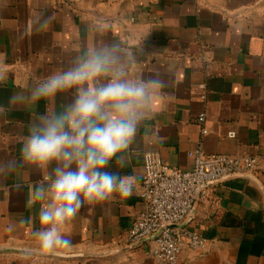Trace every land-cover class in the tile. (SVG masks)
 I'll return each mask as SVG.
<instances>
[{
  "label": "crops",
  "instance_id": "obj_1",
  "mask_svg": "<svg viewBox=\"0 0 264 264\" xmlns=\"http://www.w3.org/2000/svg\"><path fill=\"white\" fill-rule=\"evenodd\" d=\"M85 39L98 48L116 44L129 58L130 77L165 82L156 118L133 145L140 178L131 195L117 194L91 213L82 209L68 222L63 234L71 248L54 256L0 252V264H155L145 254L148 243L122 244L145 210L147 158L186 170L198 146L205 155L251 156L257 164L212 186L215 199L198 203L179 225L210 243L202 256L183 253L182 262L264 264V0H0V161L18 155L31 119L27 107H8V97L72 63L73 44ZM39 179L0 172V246L36 249L31 228L6 226L35 214L26 202Z\"/></svg>",
  "mask_w": 264,
  "mask_h": 264
},
{
  "label": "clouds",
  "instance_id": "obj_2",
  "mask_svg": "<svg viewBox=\"0 0 264 264\" xmlns=\"http://www.w3.org/2000/svg\"><path fill=\"white\" fill-rule=\"evenodd\" d=\"M72 47V63L7 100L8 107H27L31 119L18 155L0 161V172L40 179L26 202L35 214L10 222L6 231L31 228L40 254L73 246L63 232L82 209L91 213L117 194H132L140 178L133 145L156 118L155 102L165 86L158 75L130 77L129 58L114 43L98 48L85 39ZM62 97L67 99L57 103Z\"/></svg>",
  "mask_w": 264,
  "mask_h": 264
},
{
  "label": "built area",
  "instance_id": "obj_3",
  "mask_svg": "<svg viewBox=\"0 0 264 264\" xmlns=\"http://www.w3.org/2000/svg\"><path fill=\"white\" fill-rule=\"evenodd\" d=\"M203 101L206 93H201ZM201 134H207L206 112L198 116ZM234 137V133H230ZM193 165L181 170L164 164L158 155H149L146 175L142 180L140 199L145 210L122 240L125 246L148 243L145 254L155 264H185L182 255L190 259L202 256L209 241L197 232L179 229L198 203L215 199L212 186L256 170V158L227 154L205 155L202 147L190 151ZM189 264V263H188Z\"/></svg>",
  "mask_w": 264,
  "mask_h": 264
},
{
  "label": "water",
  "instance_id": "obj_4",
  "mask_svg": "<svg viewBox=\"0 0 264 264\" xmlns=\"http://www.w3.org/2000/svg\"><path fill=\"white\" fill-rule=\"evenodd\" d=\"M25 249H31V248H18V247H3V246H0V252H25L24 251ZM31 253L40 254L39 252L35 251V249H33V251ZM41 255L54 256V255H57V253L50 252V253L41 254Z\"/></svg>",
  "mask_w": 264,
  "mask_h": 264
}]
</instances>
